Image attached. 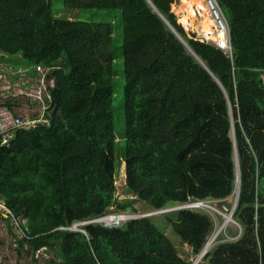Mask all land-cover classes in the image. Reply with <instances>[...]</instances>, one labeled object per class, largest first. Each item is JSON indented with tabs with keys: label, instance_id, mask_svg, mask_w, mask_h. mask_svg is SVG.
Wrapping results in <instances>:
<instances>
[{
	"label": "trees",
	"instance_id": "trees-1",
	"mask_svg": "<svg viewBox=\"0 0 264 264\" xmlns=\"http://www.w3.org/2000/svg\"><path fill=\"white\" fill-rule=\"evenodd\" d=\"M173 2L62 0L69 10L120 14L121 156L112 113L114 28L59 18L51 0H0V62L27 75L45 68V79L53 81L46 87V122L19 129L0 145V200L23 236L17 238L1 211L0 221L32 264H192L190 256L201 252L214 227L202 212L160 214L184 254L152 217L117 228H66L114 212L136 214L138 200L154 212L234 196L235 153L239 192L232 218L241 233L233 241L217 240L197 264H264V0H217L229 27L230 55L188 37ZM122 162L120 199L115 183ZM42 248L53 256L40 263L35 254Z\"/></svg>",
	"mask_w": 264,
	"mask_h": 264
},
{
	"label": "rangeland",
	"instance_id": "rangeland-1",
	"mask_svg": "<svg viewBox=\"0 0 264 264\" xmlns=\"http://www.w3.org/2000/svg\"><path fill=\"white\" fill-rule=\"evenodd\" d=\"M191 1V0H188ZM204 1V0H203ZM217 1V0H216ZM182 0H174L171 5V11L174 13L177 23L180 24L188 37H194L195 39H206L212 43V39L207 37L202 31L201 21L202 18L199 16V10H195L196 7H193L194 17L190 18L188 22L189 25H182L180 20L184 17H188V11L186 10L185 4ZM218 3V2H217ZM53 13L62 19H71V20H80L86 22H107L113 28V45H114V67L116 74L113 79V102H112V113H113V131L116 137V154L122 156L123 146H124V119H123V77L121 73L122 69V46H121V20L120 14L116 10H69L63 7L62 0H51ZM219 5V4H218ZM182 6V7H181ZM185 7V8H184ZM220 7V5H219ZM222 14L224 12L220 7ZM186 13H185V12ZM225 17V15H224ZM210 18V16H209ZM211 19V18H210ZM226 19V18H225ZM212 20V19H211ZM200 21V22H199ZM227 21V20H226ZM185 26V27H184ZM214 30V31H213ZM212 31L215 35V29L212 27ZM22 69L14 70L11 66L10 61L0 62V104H5L8 102L11 105V108L16 115L24 121L29 119H42L45 120V116L49 115L50 112L46 108L44 103L43 96L41 93L42 103H39V100L35 98L37 94L38 86H41L39 80L41 76H38L35 73H30L29 75L23 74ZM33 74V75H32ZM46 80V79H45ZM51 84V83H50ZM44 86H49L48 81ZM42 90V89H41ZM43 122V121H40ZM124 162H122L118 168L116 175V185L118 188L119 198H124V195L121 193L124 184H125V173H124ZM131 198V196H128ZM234 196H229L228 198L212 202L209 204L213 209H198L195 212H202L208 215L213 222V232L208 237V240L215 233L217 235L216 229H219L223 223V215H228L229 211L233 205ZM135 206L138 209L136 215L152 217V219L158 225V228L166 235L170 242L174 245L176 249L182 254L183 247L177 234L171 229L170 225L166 223L165 217L160 216V214H172L175 215L179 210L176 209L178 205H174L169 208H165L150 212L149 208L142 201L135 202ZM169 209V211H167ZM154 213V214H152ZM145 214V215H144ZM152 214L151 216H146ZM232 220H234L232 218ZM235 221V220H234ZM231 231L235 232L234 237L238 235V228L233 222H229L221 229V232L214 239L212 245L218 240L227 241L234 240L233 236L228 237L231 234ZM21 236L18 234L17 238ZM207 240V241H208ZM211 245V246H212ZM210 246V247H211ZM209 247V248H210ZM18 246L16 238L8 230V226L5 222L0 223V263L1 264H32L30 256L26 255L24 252H18ZM187 250V247L184 248ZM209 250V249H206ZM189 251L186 254L188 257ZM53 252L42 248L38 250L35 254V257L38 258L40 263H43L45 260L52 258ZM196 257L190 256L191 262L195 260ZM205 264V263H201Z\"/></svg>",
	"mask_w": 264,
	"mask_h": 264
},
{
	"label": "built area",
	"instance_id": "built-area-1",
	"mask_svg": "<svg viewBox=\"0 0 264 264\" xmlns=\"http://www.w3.org/2000/svg\"><path fill=\"white\" fill-rule=\"evenodd\" d=\"M204 3L207 7V11L209 13L210 18L212 19L214 23L213 28L215 29V36H216L215 40H212V43L211 42L209 43L212 44L215 48L222 50L224 53L230 55L231 46H230V34H229L228 23L224 15L222 14V11L216 0H204ZM198 40L201 42L205 41L208 43V41L204 38L198 39ZM27 71L28 70H23L22 72L23 74H26ZM46 72H47V69L45 68H42V67L36 68L35 74H37L38 76H41V80H39V82L41 83L40 84L41 86H38L39 88H38L37 94H35V98L39 100L40 104L42 103L41 93L43 96L44 103H45V97L47 96L46 87L44 86V83L46 84V80H45ZM48 83L50 86H53L52 80H49ZM40 121L46 122L45 120H42V119H29L27 121H24L20 118V116L15 114L12 108H9L4 104H0V145H8L9 141L12 139L14 133L17 130L22 129V128L34 127L38 123H43ZM216 201H219V200L189 201L183 204H178L176 209L178 210L188 209V210L196 211L198 209L200 210L204 208V210H207V209L212 210L213 208L210 207L209 204H211L212 202H216ZM0 211L4 217L8 218L9 224L13 232L16 235L19 234L22 237L23 232L20 229L18 219L15 218L11 214V212L4 206V203L1 200H0ZM223 216L225 217L226 215H223ZM141 217H145V216L132 214L130 212H114V213L107 214V215H104L98 218L76 222L66 229L83 232L80 229V227L83 225H88V224H100L101 226L105 228H117V227H120L126 221L136 219V218H141ZM1 222H4V221H0V223ZM231 222H233L238 228V235L233 238L234 240H236L241 233V228L236 221L231 219ZM224 227H225V220H224V225L222 226V228Z\"/></svg>",
	"mask_w": 264,
	"mask_h": 264
},
{
	"label": "bare ground",
	"instance_id": "bare-ground-1",
	"mask_svg": "<svg viewBox=\"0 0 264 264\" xmlns=\"http://www.w3.org/2000/svg\"><path fill=\"white\" fill-rule=\"evenodd\" d=\"M182 2H184L183 4H185L186 10L188 11V17H184L180 20V23H182V25L186 24L189 25L190 23L188 22V20L190 18L194 17V11H193V7H196L195 10H199L200 14L199 16L202 18L201 21V26H202V31L204 32V34L207 37H210L212 40H215L216 36L214 35V30L212 31V27L214 25L213 21L209 18V13L207 11V7L204 3L203 0H182ZM182 7V6H181ZM184 7V8H185ZM185 12V11H184ZM186 13V12H185ZM200 22V21H199ZM190 26V25H189ZM185 27V26H184ZM226 215V214H225ZM224 220H225V225L229 222H231V218L229 215H226L225 217L223 216ZM217 233L219 234L221 232V230L216 229ZM217 234V235H218ZM217 235H215V233L212 235V237H210L209 241H208V245L206 247V249H209V247L212 245L214 239L217 237ZM208 251V250H206ZM199 259L197 258L195 260H193L192 264H197L199 263Z\"/></svg>",
	"mask_w": 264,
	"mask_h": 264
},
{
	"label": "water",
	"instance_id": "water-1",
	"mask_svg": "<svg viewBox=\"0 0 264 264\" xmlns=\"http://www.w3.org/2000/svg\"><path fill=\"white\" fill-rule=\"evenodd\" d=\"M160 18L162 19V21L166 24V26L176 35V37L184 44V46L188 49V51L201 63V61L196 57V55L192 52V50L189 48V46L186 44V42L180 37V35L173 29V27L168 23V21L160 14L158 13ZM202 64V63H201ZM203 65V64H202ZM204 66V65H203ZM205 67V66H204ZM206 68V67H205ZM236 75V79L239 80L240 78H242V75L239 71H237L235 73ZM212 77L214 78V80L217 82V84L219 85V87L221 88V90L223 91L224 93V90L222 88V86L220 85L219 81L212 75ZM227 99V98H226ZM227 103H228V106H229V102H228V99H227ZM228 113H229V118H230V122H231V134H232V137H233V129H232V116H231V110L229 108L228 110ZM234 159H235V163H236V172H237V178H236V191H235V194H234V201H233V205L229 211V216L230 218L232 219V214H233V211L236 207V203H237V198H238V192H239V171H238V162H237V156H236V153L234 155ZM162 211V210H161ZM159 211V212H161ZM169 211V209L167 210ZM154 214V213H152ZM152 214H149V215H146V216H151ZM224 225V223H223ZM222 225V226H223ZM222 226L219 228V230H221ZM209 241V240H208ZM208 241L206 242V244L204 245V247L202 248L201 252L196 256L195 259L197 258H200L199 261L202 259V257L207 253L206 251V247L208 245Z\"/></svg>",
	"mask_w": 264,
	"mask_h": 264
},
{
	"label": "crops",
	"instance_id": "crops-1",
	"mask_svg": "<svg viewBox=\"0 0 264 264\" xmlns=\"http://www.w3.org/2000/svg\"><path fill=\"white\" fill-rule=\"evenodd\" d=\"M263 79H264V77H263ZM234 235H235V232L231 231V234H229L228 237H232L233 236V238H234ZM228 241H233V240H228Z\"/></svg>",
	"mask_w": 264,
	"mask_h": 264
}]
</instances>
